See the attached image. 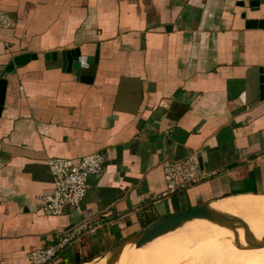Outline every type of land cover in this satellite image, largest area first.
<instances>
[{
	"label": "crops",
	"instance_id": "0c3cea01",
	"mask_svg": "<svg viewBox=\"0 0 264 264\" xmlns=\"http://www.w3.org/2000/svg\"><path fill=\"white\" fill-rule=\"evenodd\" d=\"M250 1L0 0L14 21L0 29L1 261L29 264L31 252L83 221L96 232L51 264L88 263L156 220L204 204L243 203L215 212L264 222V29L246 26L264 19V6L253 12ZM65 52L70 62L85 60L88 80L69 61L64 68ZM29 54L38 58L12 66ZM95 153L105 156V171L90 179L81 209L46 215L48 160ZM194 154L209 177L168 195L164 167ZM203 221L184 223L126 263L151 262L166 248L186 257L181 233Z\"/></svg>",
	"mask_w": 264,
	"mask_h": 264
},
{
	"label": "built area",
	"instance_id": "2783aa9c",
	"mask_svg": "<svg viewBox=\"0 0 264 264\" xmlns=\"http://www.w3.org/2000/svg\"><path fill=\"white\" fill-rule=\"evenodd\" d=\"M13 19L0 10V29H11ZM1 72V69H0ZM106 158L100 153L90 154L80 160L51 158L48 165L54 178V190L43 195L44 213L48 216H61L68 208L80 210L89 189V181L94 176H101L105 171ZM167 194L174 195L191 186L197 185L209 177L201 168L197 154L164 167ZM95 233L96 228L88 221H83L66 233L59 234L57 241L28 255L29 264H51L62 250L67 248L83 233ZM0 264H5L0 259Z\"/></svg>",
	"mask_w": 264,
	"mask_h": 264
},
{
	"label": "rangeland",
	"instance_id": "374dc122",
	"mask_svg": "<svg viewBox=\"0 0 264 264\" xmlns=\"http://www.w3.org/2000/svg\"><path fill=\"white\" fill-rule=\"evenodd\" d=\"M209 222L211 223L214 221H203L198 228L187 227L188 231L181 233V244L184 246L183 254H185L186 257H180V255L175 257L176 252L173 251L169 253L170 251L168 252V248H166L164 251L166 255H163V257H168V259H162L160 255L161 258L159 256L157 257L156 254H152L154 261L152 259L151 262H147L142 259V263L134 260H130L126 263L127 259H130L135 255L134 253L121 259L119 264H264V246L262 241L250 242L255 244L254 247H251L250 244L247 245L242 241L233 243L232 238H230L229 233L222 224L218 223V225L215 226V229H213V225H209ZM191 229L194 230L192 231ZM214 235L217 239L213 240ZM176 237L179 236H175V240ZM156 243L157 247L161 244L160 241L159 243ZM227 246L230 247V250L224 257H222V253L225 252ZM146 248L147 247L144 249ZM144 249L138 252L144 251ZM201 254L203 255L202 257L200 256ZM156 259L160 261L157 262Z\"/></svg>",
	"mask_w": 264,
	"mask_h": 264
},
{
	"label": "water",
	"instance_id": "95a60500",
	"mask_svg": "<svg viewBox=\"0 0 264 264\" xmlns=\"http://www.w3.org/2000/svg\"><path fill=\"white\" fill-rule=\"evenodd\" d=\"M250 2H251L250 3L251 9L253 12H260L262 6H264V0H251ZM242 17L246 19L247 14L243 13ZM246 26L248 29H257V28L264 29V19H251V20L247 19ZM47 57L49 56L47 55ZM37 58H38L37 55H30V54L22 55L15 59L12 66L24 65L30 62L32 59H37ZM67 58L70 59L68 53L66 52L62 53V60L64 62V68L67 67V64L69 61V64L72 65L73 67L72 69L76 71L77 76L81 80H86V79L88 80L89 77L83 74V70L85 68L84 66L86 65L85 60L82 59L81 56L79 55L74 58L73 62H70V60H67ZM260 74H261V100H264V69L260 70ZM6 84L7 82L4 79L0 80V114L4 106V100L6 96ZM200 164H201V168H203V163L201 160H200ZM211 205L212 204H204V205L195 207L193 209H190L188 211H185L183 213L175 214L169 217H164V218H160L156 220L149 227H147L146 229L142 230L141 232L135 235H132L126 238L119 245H117L114 249L108 252V253H113L114 255L110 264H114V262L117 261L118 257L122 254V251L126 245L133 243V244H136L137 247L142 248L146 246L147 244L151 243L152 241H154L155 239L159 238L160 236H163L169 232L176 231L177 229L182 227L184 223L195 220V219H207L210 221H217L218 223H222V224H233L235 222H238L240 223L242 227H244L246 237L249 236L250 234L249 229L247 225L243 223L242 220H240L238 217L224 216L222 214H218L212 210ZM262 244L264 246V237L262 240ZM250 246L254 247L255 244L250 243ZM95 260H92L89 262H93Z\"/></svg>",
	"mask_w": 264,
	"mask_h": 264
},
{
	"label": "bare ground",
	"instance_id": "6f19581e",
	"mask_svg": "<svg viewBox=\"0 0 264 264\" xmlns=\"http://www.w3.org/2000/svg\"><path fill=\"white\" fill-rule=\"evenodd\" d=\"M231 205H237L238 206L237 208H241V209L247 208L246 206H244L243 203H232V204H228V205L215 206L213 211H218V212H224L226 210L228 211L230 209ZM220 224H222V223H220ZM244 224L247 225V227L249 229V232H250L248 237H246L244 227H242L240 225V223L222 224V225L226 228L227 232L229 233L230 238H232V240H233V243H236L238 241H242L243 243L249 245L250 242H252V241H262L263 240V237H264V222H260V223H244ZM161 237L162 236H160L159 238L155 239L154 241H152L151 243L147 244L146 246H144L142 248L137 247L136 244H133V243L126 245L124 247L123 251H122V254L118 257L117 261H115L114 264H119V261L121 259H123L124 257H127V256H129L131 254H134V253L144 249L145 247H148L149 245H151V244H153L155 242H158L161 239ZM229 250H230V247L227 246L226 249H225V252L222 253V257H224L229 252ZM200 256L202 257L203 255L201 254ZM113 257H114L113 253H108L105 256H103L102 258H99V259H97V260H95L93 262H88V263H85V264H110L112 259H113ZM162 259H164L163 256H162ZM156 260H157V262L160 261V260L158 261V259H156ZM153 261H154V259H153ZM167 262H168V260H167Z\"/></svg>",
	"mask_w": 264,
	"mask_h": 264
},
{
	"label": "clouds",
	"instance_id": "9594fccd",
	"mask_svg": "<svg viewBox=\"0 0 264 264\" xmlns=\"http://www.w3.org/2000/svg\"><path fill=\"white\" fill-rule=\"evenodd\" d=\"M86 66V65H85Z\"/></svg>",
	"mask_w": 264,
	"mask_h": 264
}]
</instances>
